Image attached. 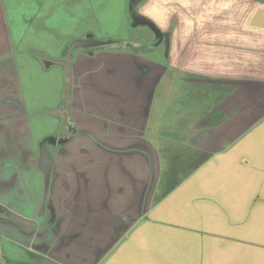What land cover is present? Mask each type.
<instances>
[{
    "label": "crops",
    "instance_id": "crops-1",
    "mask_svg": "<svg viewBox=\"0 0 264 264\" xmlns=\"http://www.w3.org/2000/svg\"><path fill=\"white\" fill-rule=\"evenodd\" d=\"M7 6L0 254L264 264V0H128L136 41L159 52L75 53L70 123L59 121L70 136L56 148L44 137L47 159L34 152Z\"/></svg>",
    "mask_w": 264,
    "mask_h": 264
},
{
    "label": "rangeland",
    "instance_id": "rangeland-1",
    "mask_svg": "<svg viewBox=\"0 0 264 264\" xmlns=\"http://www.w3.org/2000/svg\"><path fill=\"white\" fill-rule=\"evenodd\" d=\"M6 3L34 152L47 159L44 137L51 135V144L56 148L70 136L66 133L67 125L59 121L65 122L71 115L67 98L72 89L69 65L75 53L133 48L152 56L159 51L152 53L150 46L137 42L143 38L140 35L143 28L133 29L128 0H6ZM67 121L69 124L70 120ZM0 213L7 214L2 205ZM4 242L7 241L0 238V243ZM12 256L16 257L15 253ZM9 258L0 254L1 263L19 264Z\"/></svg>",
    "mask_w": 264,
    "mask_h": 264
},
{
    "label": "water",
    "instance_id": "water-1",
    "mask_svg": "<svg viewBox=\"0 0 264 264\" xmlns=\"http://www.w3.org/2000/svg\"><path fill=\"white\" fill-rule=\"evenodd\" d=\"M0 264H4V263H1V262H0Z\"/></svg>",
    "mask_w": 264,
    "mask_h": 264
},
{
    "label": "trees",
    "instance_id": "trees-1",
    "mask_svg": "<svg viewBox=\"0 0 264 264\" xmlns=\"http://www.w3.org/2000/svg\"><path fill=\"white\" fill-rule=\"evenodd\" d=\"M21 220V219H20ZM27 225V224H26Z\"/></svg>",
    "mask_w": 264,
    "mask_h": 264
}]
</instances>
